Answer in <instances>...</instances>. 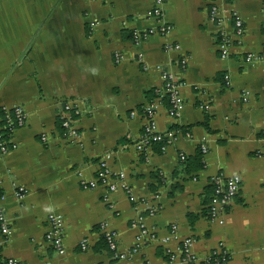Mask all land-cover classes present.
<instances>
[{"label":"crops","instance_id":"crops-1","mask_svg":"<svg viewBox=\"0 0 264 264\" xmlns=\"http://www.w3.org/2000/svg\"><path fill=\"white\" fill-rule=\"evenodd\" d=\"M217 3L220 23L210 17L212 0H166L171 31L135 44L132 31L154 24L146 18L152 0H0V110L27 113L12 133L16 147L0 151L10 230L0 264H187L186 239L199 261L224 251L228 264H264V0ZM231 11L242 20L240 38ZM164 70L182 84L176 116L156 95ZM152 101L156 130L170 132V142L138 149ZM66 104L76 112L75 138L64 136ZM100 162L124 174L134 201L121 188L81 185L96 179ZM217 174L240 177L222 224L209 214ZM49 214L62 218L63 254L45 239Z\"/></svg>","mask_w":264,"mask_h":264},{"label":"built area","instance_id":"built-area-1","mask_svg":"<svg viewBox=\"0 0 264 264\" xmlns=\"http://www.w3.org/2000/svg\"><path fill=\"white\" fill-rule=\"evenodd\" d=\"M166 0H152V8L146 12V18L154 21V24L144 29H135L132 31V40L135 44L147 39L153 34H159L161 36L167 35L171 31V26L166 24L163 16V5ZM210 17L211 19H216L218 23L224 18L220 15L217 0H212L210 6ZM230 16L233 19L234 33L237 38H240L243 34V24L239 14L236 11H231ZM222 24V23H221ZM220 48L222 57H227L229 55V45L230 40L227 38L223 29L220 31ZM164 49L176 50L179 49V45L165 44ZM120 55L116 54V60L120 59ZM256 58L253 53L246 54L245 61L251 62ZM182 64L184 59L181 60ZM183 68V66H182ZM162 77L164 79V85L161 90L157 91V97L163 95L167 96L170 107L169 114L171 116L178 115V112L182 105V99L180 96V88L182 86L181 82L177 81L173 75L167 71H162ZM69 104H66L61 111L60 120L62 127L65 129V137H77L76 129L72 126V118L76 113ZM156 109L157 102L152 101L151 103L144 106L143 116L145 119V124L143 128V133L140 140L136 142L138 149L143 147H148L154 142H164V146L169 144L168 136H171L170 132L161 134L156 130ZM27 119V113L22 106H14L12 108L2 107L0 110V151L1 153H7L9 149H14L16 147L15 142L12 140V133L18 127L25 124ZM42 140H46L43 135ZM259 139L264 141V127L260 129ZM202 152L206 149L204 146L201 147ZM181 161L185 160V155L181 153ZM213 183V193L211 198V204L209 208L210 220L212 222H217L222 224L224 222L225 207L231 202V200L237 195L240 188V177L238 175L225 177L223 174H217L211 178ZM81 185L84 187H95L97 185L106 186L107 190L113 191L117 188H121L128 196L131 201H134V195L132 194L131 188L124 182L123 173H113L110 171L109 167L104 163H99V172L95 180L84 181L81 180ZM25 194L23 187L19 186L16 195L21 197ZM48 227L45 232V239L54 247V249L59 253H64L63 246V223L62 218L58 214H49L47 217ZM141 236L145 234V229L141 224ZM0 244L7 239L10 234L8 220L5 213L0 210ZM104 239L106 240L108 247L111 250L116 251L115 235L111 231H107L104 234ZM190 239L184 241L183 246V261L187 264H228L229 256L227 252L213 251L206 258L198 260L197 257L190 252ZM115 256L121 260L128 258L129 253H115ZM9 264H16V260L12 259L8 261Z\"/></svg>","mask_w":264,"mask_h":264},{"label":"trees","instance_id":"trees-1","mask_svg":"<svg viewBox=\"0 0 264 264\" xmlns=\"http://www.w3.org/2000/svg\"><path fill=\"white\" fill-rule=\"evenodd\" d=\"M198 155V154H197ZM199 156H200V153H199Z\"/></svg>","mask_w":264,"mask_h":264}]
</instances>
